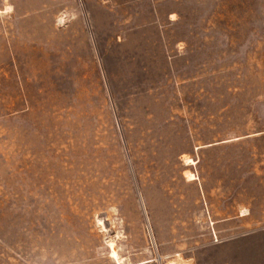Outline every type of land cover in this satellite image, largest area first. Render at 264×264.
Segmentation results:
<instances>
[{
  "label": "rangeland",
  "instance_id": "rangeland-1",
  "mask_svg": "<svg viewBox=\"0 0 264 264\" xmlns=\"http://www.w3.org/2000/svg\"><path fill=\"white\" fill-rule=\"evenodd\" d=\"M0 264H264V0H0Z\"/></svg>",
  "mask_w": 264,
  "mask_h": 264
}]
</instances>
